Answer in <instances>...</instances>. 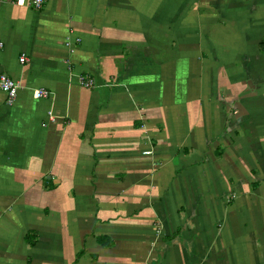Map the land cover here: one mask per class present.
Instances as JSON below:
<instances>
[{"label":"crops","instance_id":"obj_1","mask_svg":"<svg viewBox=\"0 0 264 264\" xmlns=\"http://www.w3.org/2000/svg\"><path fill=\"white\" fill-rule=\"evenodd\" d=\"M0 74V264H264V0H0Z\"/></svg>","mask_w":264,"mask_h":264},{"label":"built area","instance_id":"obj_2","mask_svg":"<svg viewBox=\"0 0 264 264\" xmlns=\"http://www.w3.org/2000/svg\"><path fill=\"white\" fill-rule=\"evenodd\" d=\"M47 2V0H29V2L25 3L24 0H15V4L17 6H27L30 7L34 10H39L42 8V6ZM78 39H75L74 43H77ZM64 45L70 47L71 43L69 41L68 38H66V40L64 41ZM18 62L20 64L26 62V58L24 55H20L18 57ZM76 82L79 86L83 87V88H91L93 86V81L92 79L87 76V75H78L76 77ZM18 88V85L16 82H14L13 80H11L10 78H8L7 76L0 74V92H2L5 96V103L7 105H10L16 95V90ZM49 96V92L45 89H34L31 91V97L34 100L37 99H44L47 98ZM48 116V120L50 122L53 121V116L50 115V113H47ZM149 152H146V154Z\"/></svg>","mask_w":264,"mask_h":264}]
</instances>
